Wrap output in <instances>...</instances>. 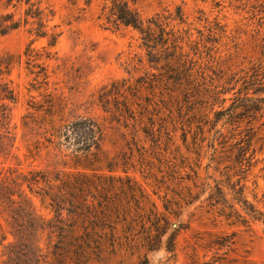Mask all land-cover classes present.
I'll use <instances>...</instances> for the list:
<instances>
[{
  "label": "trees",
  "instance_id": "16d2710c",
  "mask_svg": "<svg viewBox=\"0 0 264 264\" xmlns=\"http://www.w3.org/2000/svg\"><path fill=\"white\" fill-rule=\"evenodd\" d=\"M139 1L102 2L98 18L106 27L137 33L138 51L125 67L138 73L93 92L86 103L99 114L92 115L78 113L58 81L67 78L73 89L81 69L51 52L62 27L80 20V9L50 25L57 15L52 0H0V35L24 29L47 40L41 52L35 39L23 51L28 92L42 100L30 101L19 126L30 163L23 168L17 155L15 166L0 169V264H145L162 246L176 255L180 231L204 215L214 229L237 230L196 231L185 250L191 264L199 247L203 256L211 252L204 264H258L230 254L239 232L259 224L264 233V198L250 201L246 184L255 123L264 117V30L252 29L259 50L247 56L239 27L218 15L200 9L189 16L176 5L143 17ZM19 61L0 56V79ZM6 84L0 101L15 102L18 92ZM0 106L6 125V104ZM210 170H221V179Z\"/></svg>",
  "mask_w": 264,
  "mask_h": 264
},
{
  "label": "rangeland",
  "instance_id": "374dc122",
  "mask_svg": "<svg viewBox=\"0 0 264 264\" xmlns=\"http://www.w3.org/2000/svg\"><path fill=\"white\" fill-rule=\"evenodd\" d=\"M52 2L57 10V15L50 25L60 23L66 18L70 12L69 8L73 10L79 8L81 11L80 20L73 22L70 28L63 26V33L58 43L54 48H51V52L56 53L55 56L59 58L69 57L74 61L75 67H79L83 74L80 84L71 90L65 87L67 78L64 79L65 82H62L63 77H59L58 81H61L59 85L63 87L64 98L70 104L80 105L77 110L78 113L87 111L89 114L97 115L99 114L97 107L86 103L89 96L111 79L135 76L138 73V71L133 70L131 74H128L125 67L127 57L138 51L137 33L126 27L119 29L106 27L103 21L98 18L103 0H52ZM176 5H181L184 12L189 16L202 9L211 17L218 15L223 18L229 28L239 27L238 31L242 39L244 55L255 57L258 54L257 44L260 42L253 38L252 29L264 30V0H140L136 6L143 17H148L165 6L174 7ZM33 39L35 40L32 47L39 52L43 47H47L46 39H36L24 29L13 30L0 35V56L12 55L16 60L20 59L19 62H15L10 74L0 79L1 94H4V83H7L9 89L18 92L15 102L11 100L0 101V104H6L5 114L8 116L5 121L7 122L6 125H2L0 116V169L15 166L19 162L16 158L17 155L23 168L30 163V159L24 157V141L19 126L21 116L26 113L30 101L42 100L37 92H28L31 76L27 74L23 51ZM47 62L50 67L55 65L54 60ZM229 103L230 101L226 104ZM1 109L0 106V113L2 112ZM262 123H264V117L255 123L257 129L254 136L256 156L246 183L248 187L247 197L250 201H253L254 194H256L257 200L264 198V124ZM15 126H18L17 138L13 142L12 135L15 132ZM206 162L207 159H204L203 165ZM33 164H39L43 167L48 162L47 160H36ZM55 165H57L56 161H53L52 166ZM225 171L223 170V172ZM210 173L214 178L221 179V170H210ZM200 174L204 177V170H200ZM222 180L227 182L224 177ZM147 189L150 193L152 192L151 187L148 186ZM152 196L157 198L156 195ZM158 202L160 203V200ZM261 202L258 204L260 207H262ZM34 203L40 214L47 215V210L40 205L38 200L35 199ZM191 210L192 208H189L182 215L184 221L188 220V213ZM191 227L188 230H181L178 234L176 255L166 252L165 246H162L147 254L148 262L145 264H191L185 250L189 243L194 242L196 231L223 230L230 233L237 230L225 225L222 228L214 229L206 215L201 221H193ZM252 227L253 232H239L236 236V253H231L230 256H247L253 262L264 264L263 226L253 224ZM203 254L204 250L199 247L196 264H204L205 261L210 260L211 252L207 256H203ZM95 264L107 263L96 262ZM110 264H114V262Z\"/></svg>",
  "mask_w": 264,
  "mask_h": 264
}]
</instances>
